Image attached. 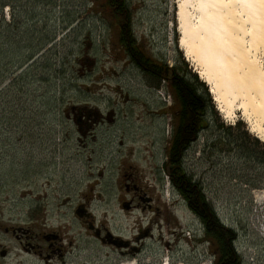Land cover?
<instances>
[{"label":"rangeland","instance_id":"obj_1","mask_svg":"<svg viewBox=\"0 0 264 264\" xmlns=\"http://www.w3.org/2000/svg\"><path fill=\"white\" fill-rule=\"evenodd\" d=\"M174 1L127 0L129 17L147 55L168 66L184 60L203 82L179 47ZM115 15L106 0H0L3 223L25 226L31 219L29 225L35 224L37 229L49 224L67 236L86 234L73 217V206L90 180L93 196L111 186L116 170L100 167L104 178L90 179L88 154L78 152H155L157 160H162L178 106L165 83L153 88L147 84L149 77L125 61L112 30L120 20ZM260 61L264 63V54ZM210 95L217 116L211 117L188 151L194 157L199 154L189 167L220 219L236 230L235 247L244 263L264 264L263 147L250 152L258 138L245 117L236 109L234 118L220 112ZM75 102H89L103 110L111 105L117 114L115 125L106 123L85 149L77 143V133L63 114L65 106ZM23 106L27 136H21ZM13 111L16 116L10 122ZM25 190L32 199L41 198L46 215L34 208L30 212L33 200L25 198ZM4 242L11 250L8 264H38L21 254L13 238L6 237ZM77 245L73 260L88 259L86 243L77 241Z\"/></svg>","mask_w":264,"mask_h":264},{"label":"flooded vegetation","instance_id":"obj_2","mask_svg":"<svg viewBox=\"0 0 264 264\" xmlns=\"http://www.w3.org/2000/svg\"><path fill=\"white\" fill-rule=\"evenodd\" d=\"M106 1L112 3L113 0ZM113 8L118 7L114 5ZM122 11V15L118 13L122 20L112 26L113 34L118 36L125 61L149 77L147 84L156 88L162 82L157 85L156 78L146 74L136 63L138 52H134L131 40L139 44V38L132 20L127 19L131 13ZM142 47L140 45V50L144 51ZM125 97L128 102L127 95ZM21 112L25 126L21 136H27L26 106L21 107L19 114ZM63 114L73 126L76 141L83 149L88 148L89 140L95 141L97 131L106 123L113 127L117 121L111 105L103 110L89 102L69 104ZM15 116V111L10 112V122ZM195 141L185 152L174 156L170 138L162 160H157L155 152H78L88 154L86 164L90 179L104 178V169L100 167L116 170L111 186L106 185L103 192L93 196L90 193L94 185L90 180L87 191L73 206V217L86 234L76 233L77 237H71L49 224L37 229L35 224L29 225L31 219H27L25 226H14L3 223L1 218L0 264H8L10 259V247L4 242L6 237L13 238L21 254L30 256L38 264H205L207 259L209 264H217L218 247L207 234L210 222L212 226L232 230L236 236L237 232L220 219L211 203L207 205L208 212H204L198 196H192L195 191L205 196L202 182L189 167L199 156L188 152ZM118 143L122 145L123 142L119 140ZM91 156L97 159L92 160ZM175 164L182 170L185 181L178 183L173 174ZM28 196L27 193L25 198ZM40 199H32L30 212L34 208V212L42 210L46 215ZM205 199L208 201L206 196ZM66 202L63 200L64 204ZM77 241L88 246L84 249L88 250V259L73 260Z\"/></svg>","mask_w":264,"mask_h":264},{"label":"bare ground","instance_id":"obj_3","mask_svg":"<svg viewBox=\"0 0 264 264\" xmlns=\"http://www.w3.org/2000/svg\"><path fill=\"white\" fill-rule=\"evenodd\" d=\"M174 3L179 47L209 86L217 109L231 118L239 110L264 141V0Z\"/></svg>","mask_w":264,"mask_h":264},{"label":"trees","instance_id":"obj_4","mask_svg":"<svg viewBox=\"0 0 264 264\" xmlns=\"http://www.w3.org/2000/svg\"><path fill=\"white\" fill-rule=\"evenodd\" d=\"M115 1L117 3L114 0L112 3L106 1L107 8L112 9L114 15L116 13L117 15L118 13L122 15V10L130 12L127 0ZM114 5H117L118 8H113ZM127 19L131 20L129 16H127ZM131 41L134 45V52H138L137 65L146 74L155 77L157 85L164 82L170 88L173 101L178 106L175 113L176 123L171 135V145L172 152L176 153L174 156H179L188 149L191 143L197 139L199 133L207 127L211 117L217 116L208 87L204 82L199 81L195 73L188 69L187 63L184 60L178 59L172 66H168L164 62L158 63L157 60L140 50V45L142 46L140 41L139 44L136 41ZM221 139L222 137L218 138V143L219 147L223 149V144L220 145ZM254 145L255 147L250 152H254L256 147H263L261 163L264 164V142L255 139ZM173 174L176 176L178 183L185 181L184 177H182V170L180 171L177 164L174 166ZM192 196H198L197 199L201 204H199L200 208L204 212H208V202L205 196L197 194L196 191ZM208 231V236L218 247L217 264H245L241 254L232 246V244H235L237 238L232 230L212 226L211 221Z\"/></svg>","mask_w":264,"mask_h":264},{"label":"water","instance_id":"obj_5","mask_svg":"<svg viewBox=\"0 0 264 264\" xmlns=\"http://www.w3.org/2000/svg\"><path fill=\"white\" fill-rule=\"evenodd\" d=\"M77 212H79V211L77 210Z\"/></svg>","mask_w":264,"mask_h":264}]
</instances>
